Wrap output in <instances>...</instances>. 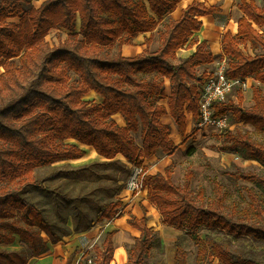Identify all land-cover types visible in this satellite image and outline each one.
<instances>
[{
  "label": "trees",
  "instance_id": "obj_1",
  "mask_svg": "<svg viewBox=\"0 0 264 264\" xmlns=\"http://www.w3.org/2000/svg\"><path fill=\"white\" fill-rule=\"evenodd\" d=\"M22 1L0 0V66L10 70L14 66L12 58L17 57L24 68L16 85L0 89V244H11L19 236L29 252L0 248V264H27L30 257L45 254L49 244L59 243L71 230H88L95 223L123 215L120 198L98 205L94 217H90L78 203L72 204L73 199L62 197L63 204L73 208V227L66 223L62 226L58 219L50 220L26 194L37 185L34 170L85 155V149L67 139L91 146L106 164L118 170H129L116 158L118 154L132 166L142 167L144 158L172 153L170 125L162 117L169 115L182 136L187 131V113L195 124L200 121L199 92L213 70L198 73L197 67L212 63L216 55L206 39L199 40L193 33L200 29L202 16L220 11L215 4L191 1L178 18H173L168 14L182 0H44L40 6L28 9ZM237 7L241 15L236 32L226 30L220 39L225 73L230 78L252 77L264 83V5L240 0ZM165 16L163 28L158 29L161 45L146 54L113 58L85 55L76 45L53 46L45 39L52 28L60 27L68 35L80 36L81 43L96 46L99 52L140 33L153 32ZM77 19L79 29L75 31ZM246 45L262 52L248 54ZM193 46L192 53L179 63L170 62L180 48ZM165 79L170 84L169 95ZM89 91L97 93L102 101L85 100ZM253 100L250 109L241 106V94L237 103L229 98L216 102L213 116L232 117L264 134V98L257 87L253 89ZM117 113L123 117L124 126L113 118ZM138 132L140 145L130 135ZM224 140L223 150H234L264 165V142L239 131H226ZM142 172L146 200L157 207L165 223L194 235L201 227L224 234L216 239L207 236L201 249L212 257L207 264H264V244L258 251L233 249L235 240L264 243V200L253 189H247L251 205L233 216L223 212L225 193L216 179V201L205 205L202 188L197 193L200 203L192 196L191 171L181 185L174 184L169 166L163 172L149 174L143 167ZM225 174L264 189V176L253 171L236 167ZM51 176L67 177L69 172L60 170ZM122 189L118 187L116 192ZM55 206L56 214L65 220L62 208L57 203ZM142 212V217L133 215L128 219L129 225L140 231L130 248L128 264H142L150 247L152 231L145 207ZM114 234V230L105 232L101 246H93V253L75 248L64 264L77 256L76 264H111ZM187 256L177 242L175 264H188Z\"/></svg>",
  "mask_w": 264,
  "mask_h": 264
},
{
  "label": "rangeland",
  "instance_id": "obj_2",
  "mask_svg": "<svg viewBox=\"0 0 264 264\" xmlns=\"http://www.w3.org/2000/svg\"><path fill=\"white\" fill-rule=\"evenodd\" d=\"M44 0H24L23 7H38ZM191 1L205 2L206 5L215 4L220 7V11L213 14V17L204 16L203 22L205 25L216 24L218 30L211 38L217 40L222 37L226 30L234 33L237 19L241 15V11L237 5L240 0H182L178 4L176 11L168 14L170 17L178 18L181 10L186 7ZM258 5H264V0H255ZM174 14L172 15L171 13ZM165 16L159 22L158 28L153 32L140 33L133 39L125 41L122 44L114 43L113 46L99 50L96 46L85 45L81 43V37L74 34L68 35V31L63 28H52L46 35V41L50 45L67 44L70 47L78 46V51L85 55H97L100 57L113 58L115 56H133L135 54H146L158 49L161 45L158 29L163 28V23L166 20ZM17 21V19H12ZM202 22V23H203ZM209 23V24H208ZM202 26V25H201ZM79 29V19H77L76 30ZM206 28L194 31L193 35L200 40L206 36L202 33ZM204 35V36H203ZM221 39V38H220ZM202 40V39H201ZM207 40V39H206ZM208 41V40H207ZM213 41V40H212ZM210 47V44L209 46ZM245 51L248 54L262 52L260 49L246 45ZM212 52L216 55L212 63L200 65L197 67V72H210L216 67V63L223 57L220 53L221 45L215 41L211 46ZM193 47H183L177 51L176 57L171 59L172 64H177L186 58L192 51ZM14 66L8 70L0 66V89L5 85H16L20 81L19 77L23 76L24 68L21 67L18 58H12ZM30 67H34L33 63L29 62ZM71 77H75L74 73H70ZM153 77V76H150ZM146 78V76H143ZM166 94L170 93V84L167 79L164 81ZM259 88L264 98V83H261L252 77L245 78L244 86L236 87L229 100L234 103L238 102V95H242L241 106L250 109L254 105L253 89ZM90 102H101L102 98L94 91H89L84 97ZM166 104V99L161 100ZM187 131L184 136L180 135L177 128L169 115L162 117V121L170 125V139L174 143V149L170 154L157 153L151 158L143 159V166H132L120 154L119 159L129 170H118L106 164V160L96 153V151L88 145L78 143L74 139H67L66 142H73L85 149V155L78 159L57 161L51 164L43 165L34 170L35 183L28 190L27 197L29 200L50 220H59V223L68 225L70 228L74 225L73 208L71 204H63L62 197L65 199H73L72 204L78 203L80 209L87 211L90 217H94L95 208L98 205L108 201L120 198L123 201V215L113 221H103L95 223L88 230H71V232L63 237V240L57 244H49V250L40 256L30 257L27 264H64L75 248L81 250L89 249L93 253V246H101L104 234L107 231L114 230L113 237L114 256L111 264H128L130 259V248L140 236V231L131 227L128 219L131 216L142 217V207H145L147 212V224L152 231V239L147 254L143 258L142 264H175L176 243L187 251L188 264H207L212 260V257L203 254L201 249L206 245L207 236L216 239L215 236H223V233H218L201 227L196 231V234L190 233L185 228H179L174 225L165 223L162 219L156 206L146 200V191L141 188L139 190L132 189L131 181L137 175H141V170L144 167L145 173L163 172L165 167L169 166L172 171V180L174 184L181 185L184 181L185 174L188 171L193 173L191 180L192 196L198 203L201 201L197 198V193L200 188L204 190V204L211 205L215 200L213 180L216 179L221 185L225 193V206L223 212L228 215L237 216L243 209L249 207L250 198L247 189L251 188L258 193L264 200V189L257 185L243 180H235L225 174L239 167L245 171H253L261 176H264V165L257 160L249 159L241 153L234 150H223L222 145L225 143L224 133L242 132L248 133L251 138L257 141L264 142V134L259 129L251 124L236 122L232 117H228V124L221 129H215L211 126H199L192 120L190 113L186 114ZM113 118L120 126L125 125V121L120 114H114ZM134 142L137 145L141 144L140 133L131 134ZM68 171L69 176H60L52 178V174L58 171ZM140 172V174H137ZM118 187L123 189L117 193ZM81 202V203H79ZM58 204L63 212L64 218H59L56 214L55 204ZM67 215V216H66ZM198 237V239L196 238ZM46 238V236H44ZM247 239L233 241V249L235 251L248 252L251 250H262L261 242H246ZM0 248L6 250H25L29 252L27 246L20 241L19 236L11 244H0ZM79 256L73 259L70 264H76Z\"/></svg>",
  "mask_w": 264,
  "mask_h": 264
},
{
  "label": "built area",
  "instance_id": "obj_3",
  "mask_svg": "<svg viewBox=\"0 0 264 264\" xmlns=\"http://www.w3.org/2000/svg\"><path fill=\"white\" fill-rule=\"evenodd\" d=\"M226 60L220 59L216 63L211 76L206 80L199 92V111L201 119L199 126H211L215 129H221L228 124L227 116H213V104L225 101L236 87L244 86L245 80L241 78H230L226 75ZM142 170L141 175L136 176L131 181L132 189L142 188ZM137 174H140L138 172Z\"/></svg>",
  "mask_w": 264,
  "mask_h": 264
},
{
  "label": "crops",
  "instance_id": "obj_4",
  "mask_svg": "<svg viewBox=\"0 0 264 264\" xmlns=\"http://www.w3.org/2000/svg\"><path fill=\"white\" fill-rule=\"evenodd\" d=\"M179 7V6H178ZM177 7V8H178ZM176 8V9H177ZM176 9H175V11H176ZM172 15L174 14V12L173 13H171ZM208 17H213V15H210V16H208ZM175 18V17H174ZM201 20H202V22H203V20H205L204 19V16H202L201 17ZM209 24V23H208ZM204 28H206L204 31H202V33L205 35L206 34V36H204V37H201L200 38V40L201 39H207L208 40V46H209V44H210V49H211V46H212V44H214L215 43V41L217 42V43H219L220 44V38L221 37H219L217 40H214L213 38H211L212 37V35L215 33V31L216 30H218V25H216V24H209V25H205V23L203 22L202 23V26H201V30H203ZM235 30L237 29V25H235ZM236 32V31H235ZM234 32V33H235ZM213 40V41H212ZM212 50V49H211ZM220 53H221V49H220V51H219Z\"/></svg>",
  "mask_w": 264,
  "mask_h": 264
}]
</instances>
